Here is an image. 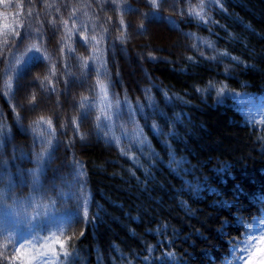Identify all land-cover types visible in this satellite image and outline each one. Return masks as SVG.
<instances>
[{
	"label": "trees",
	"instance_id": "1",
	"mask_svg": "<svg viewBox=\"0 0 264 264\" xmlns=\"http://www.w3.org/2000/svg\"><path fill=\"white\" fill-rule=\"evenodd\" d=\"M198 3L185 0L176 11L169 5L158 11L146 0H24L22 8L21 0L0 2V151L16 184L28 181L15 187L12 199L24 201L30 194L27 170L35 168L34 154L42 151L33 143V128L38 136L51 120L54 155L41 179L48 189L55 173V192H48L46 215L33 224L43 229L72 220L84 185L89 222L84 223L81 208L80 221L68 230L75 246L68 264H222L225 245L239 235L227 225L221 230L222 222L235 226L239 215L251 222L244 212L250 206L255 215L264 213V0H223L224 10L210 4L208 15L218 23L207 25L186 15ZM125 6L136 12L123 14ZM12 29L19 36L9 34ZM190 34L211 41L215 49ZM36 47L39 53L29 52ZM225 51L228 56L219 55ZM32 55L40 62L30 63ZM85 63L100 68L102 76ZM98 79L111 81L112 95L133 108L144 105L146 112H151L150 89L166 120L175 123L169 129L157 120L166 133H175L165 145L151 132V120L145 127L142 116L134 117L155 159L133 149L141 157L134 164L103 130L97 135L99 110L80 127L85 139L75 132L78 105L91 97ZM210 82L214 87L208 88ZM108 124L109 138L131 134L135 126L127 123L126 113ZM121 146L132 147L123 140ZM21 212L15 205L0 207V230L13 228L16 220L26 230ZM254 259L260 264L264 253Z\"/></svg>",
	"mask_w": 264,
	"mask_h": 264
},
{
	"label": "snow or ice",
	"instance_id": "2",
	"mask_svg": "<svg viewBox=\"0 0 264 264\" xmlns=\"http://www.w3.org/2000/svg\"><path fill=\"white\" fill-rule=\"evenodd\" d=\"M0 2H6V0H0ZM24 0H21L20 7H23ZM116 0H105V3L115 4ZM185 0H146L147 4L154 5L158 11L163 10L165 5L170 6L171 11H176L175 5L177 3H184ZM215 5L221 10H224L223 0H199V3L195 7H189L186 15L191 20L194 19L197 24H210L218 23V21L212 20L208 15L209 5ZM112 12L116 11L115 7L110 9ZM210 10V9H209ZM123 14H133L136 12L135 9H132L130 6H125L121 9ZM179 14L181 17L185 16V11L183 8L180 9ZM28 15H31L29 12ZM162 18V17H161ZM75 25V21H73ZM122 27H127L124 25V22L121 21ZM9 34H14L19 36V33L15 32V29H12ZM39 39V37H37ZM189 38L193 40H199L200 44L206 45L209 49H215V45L209 40H203L199 37H196L195 34H190ZM85 39H87L85 37ZM8 39L5 37L4 44H8ZM193 47H197V44H193ZM39 53L40 49L38 47L34 49H29V52ZM69 51H72L69 49ZM220 56H228V53L220 52ZM46 58V57H45ZM155 59V57H152ZM216 59V55L211 57ZM189 60L192 57L188 58ZM232 60L239 63L238 57H231ZM41 57L37 55H32L29 57L30 63L40 62ZM85 67L89 69V72L95 71L97 77L102 76L100 68L93 69L90 65L85 63ZM103 67V65L101 66ZM22 78V77H20ZM115 85L109 81L107 84L102 83L99 79L96 85V88L99 89V92H96V88L92 90L91 97H84L83 100L79 103L78 107L80 109L78 113V118L75 121H72V124L75 125V132L80 134V138L83 140L85 136L83 133H80V127L83 122L88 120V117L93 114L94 110H99V114L96 115V133L100 134L103 130L104 137L108 139L109 143L115 142L118 147L121 148V154L128 156L129 159L133 160L134 164H139L140 156H136L133 149L138 150L143 156L145 153L149 157L155 159V152L151 149L148 137L144 134V128H141L134 120L136 115H140L144 119L145 127L148 126V121L151 120V132L154 135L163 137V143L167 145V141L174 137V131L165 132L164 128L161 127V124L157 123V120H161L164 123L165 127L169 129L175 128V123L170 120H166L165 114L158 109V106L152 100V97L149 95L150 89L147 90L146 96L149 100L147 108L151 109V112H146L144 110V105H137L133 108L130 106V102L125 99L121 101L117 96L110 93V89ZM12 85L10 83L6 84V88L11 90ZM214 85L210 82L208 88H212ZM207 90V89H204ZM197 91H202V89L197 88ZM99 96V101L97 100ZM111 97V98H110ZM167 97V93H165ZM170 99V98H169ZM114 101V103H113ZM76 107V106H74ZM125 113L127 114V123L134 124L132 133L129 134L127 131H123L121 136H112L109 138L110 126L109 121H112L113 118L120 120L124 119ZM40 125L44 124V121L39 122ZM48 128L40 129V133L37 136L36 129L33 128V143L39 144L42 151L34 154L35 168L27 170L28 175L31 177L30 181V194L24 201L18 199H12V194L15 187L23 186L27 184L28 181H21L20 185L16 184L15 179L7 172L8 162L4 160V153L0 151V184L5 180L8 181L6 190H0V207H11L15 205L18 208H22V212L25 219V223L29 225L26 230H20L17 225L20 223L19 220L14 221L13 228L0 230V264H68L71 260L73 251L75 250L74 245L69 244L71 237L68 236V230L73 227L75 222L80 221V209H83V221L84 223L89 222L88 215V196L84 193V185L80 184V194L77 198V212L74 214L72 220L66 222L58 223H48L43 229L39 223L33 224V221H40L46 215L45 209L47 204L45 201L48 199V192H55V173L53 176V182L51 187L48 189L45 188V183L42 181L41 177L46 175V166L51 160V156L54 155V151H50L53 148V140L55 139L56 132L53 128V123L51 120L47 121ZM67 125H65L66 127ZM2 127V126H0ZM49 129L51 131H49ZM121 140L130 144L131 148H125L121 146ZM78 165L79 162L76 161ZM134 174V173H133ZM79 176H83V172H79ZM242 192V189L240 190ZM5 200H12V205H5ZM240 201H237L239 203ZM49 203H53L49 201ZM230 202H221L222 206L227 207ZM233 205V209H234ZM244 212H248L252 217L251 222H248L247 218L244 215H239L235 218V226L229 224L227 220L222 222L221 230L227 225L233 231L239 233L238 236L230 237L229 242L225 245L227 248V253L222 257V264H256L254 257L257 253H264V213L259 216L251 212V206L248 209H244ZM5 217H8V213L4 214ZM96 216L92 217L94 221ZM83 232L80 233L83 236ZM73 251H69V249ZM113 248L119 252L117 245H113ZM147 251L151 253L154 246L149 244L146 245ZM169 260L174 259L175 254L173 252H166L163 254ZM144 261L149 260L148 255L141 257ZM159 260L161 257H155ZM130 264V262H129ZM264 264V260L260 262Z\"/></svg>",
	"mask_w": 264,
	"mask_h": 264
},
{
	"label": "rangeland",
	"instance_id": "3",
	"mask_svg": "<svg viewBox=\"0 0 264 264\" xmlns=\"http://www.w3.org/2000/svg\"><path fill=\"white\" fill-rule=\"evenodd\" d=\"M131 69H133V66H130Z\"/></svg>",
	"mask_w": 264,
	"mask_h": 264
}]
</instances>
